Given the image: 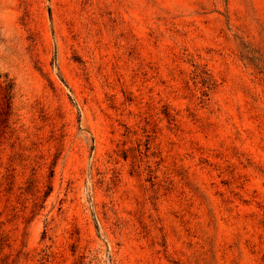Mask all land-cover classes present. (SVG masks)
I'll use <instances>...</instances> for the list:
<instances>
[{"label": "rangeland", "instance_id": "1", "mask_svg": "<svg viewBox=\"0 0 264 264\" xmlns=\"http://www.w3.org/2000/svg\"><path fill=\"white\" fill-rule=\"evenodd\" d=\"M4 79L0 260L264 264V0H0Z\"/></svg>", "mask_w": 264, "mask_h": 264}, {"label": "trees", "instance_id": "2", "mask_svg": "<svg viewBox=\"0 0 264 264\" xmlns=\"http://www.w3.org/2000/svg\"><path fill=\"white\" fill-rule=\"evenodd\" d=\"M242 44V55H241V58L244 59V60H248L249 62L251 61L250 57H248V54L246 53L247 51H245V48L246 46ZM211 81V80H210ZM209 82V81H208ZM0 87H1V90H2V100L4 102V105H5V109L6 111L9 109L10 107V100L12 98V83L10 81H8L7 79H4L1 83H0ZM50 193V191L46 192L45 193V198L48 197V194ZM0 264H12V261L9 262L7 257L6 258H3L0 260Z\"/></svg>", "mask_w": 264, "mask_h": 264}]
</instances>
